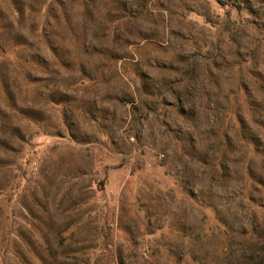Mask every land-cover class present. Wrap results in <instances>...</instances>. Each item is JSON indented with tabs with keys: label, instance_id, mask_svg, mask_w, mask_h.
Segmentation results:
<instances>
[{
	"label": "rangeland",
	"instance_id": "374dc122",
	"mask_svg": "<svg viewBox=\"0 0 264 264\" xmlns=\"http://www.w3.org/2000/svg\"><path fill=\"white\" fill-rule=\"evenodd\" d=\"M0 264H264V0H0Z\"/></svg>",
	"mask_w": 264,
	"mask_h": 264
}]
</instances>
